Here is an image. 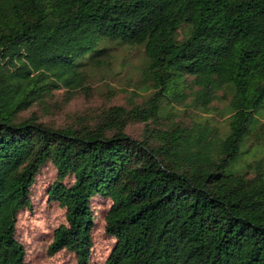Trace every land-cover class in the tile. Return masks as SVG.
<instances>
[{
    "label": "trees",
    "instance_id": "obj_1",
    "mask_svg": "<svg viewBox=\"0 0 264 264\" xmlns=\"http://www.w3.org/2000/svg\"><path fill=\"white\" fill-rule=\"evenodd\" d=\"M121 48L143 56L123 105L62 127L31 111L89 92ZM261 110L264 0H0V264H26L17 216L47 164L65 219L49 256L88 264L100 198L104 264H264V158L241 165L264 146Z\"/></svg>",
    "mask_w": 264,
    "mask_h": 264
},
{
    "label": "rangeland",
    "instance_id": "obj_2",
    "mask_svg": "<svg viewBox=\"0 0 264 264\" xmlns=\"http://www.w3.org/2000/svg\"><path fill=\"white\" fill-rule=\"evenodd\" d=\"M143 62L142 52L139 49L121 48L113 52L103 68L98 73H92L89 82V92L68 94L65 90L54 93L52 99L33 108L37 116L45 123L54 126H65L74 123L77 119H91L103 108L113 105H123L126 97L134 92L138 80V70ZM226 103H214L210 117L211 123L226 136L227 128L224 124L223 110ZM24 114V116L28 115ZM195 110H187L186 117L194 118ZM257 118L264 123V110L258 113ZM140 125L127 129V134L137 137L140 134ZM264 143V141H263ZM247 154L242 158L241 165L253 160L264 158V146L247 144ZM240 167L236 166L235 169ZM56 180V171L51 164L41 170L30 189V208L20 212L16 221V239L25 250L26 264H76L72 254L62 251L53 256L47 254V248L52 241L56 228L65 224L64 210L56 203L48 201L47 191ZM71 184L72 179L64 181ZM94 217L92 230V249L88 264H104L114 240L104 234V218L110 202L100 198L91 201Z\"/></svg>",
    "mask_w": 264,
    "mask_h": 264
}]
</instances>
